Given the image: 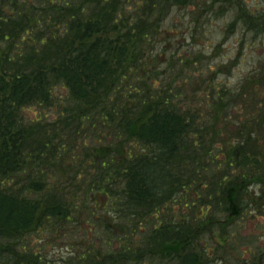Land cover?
<instances>
[{"label":"trees","instance_id":"1","mask_svg":"<svg viewBox=\"0 0 264 264\" xmlns=\"http://www.w3.org/2000/svg\"><path fill=\"white\" fill-rule=\"evenodd\" d=\"M201 2L0 0V264H58L56 241L61 264H246L264 66L189 92L197 54L172 51L185 32L164 26L190 6L200 21ZM234 12L264 36V9Z\"/></svg>","mask_w":264,"mask_h":264},{"label":"rangeland","instance_id":"2","mask_svg":"<svg viewBox=\"0 0 264 264\" xmlns=\"http://www.w3.org/2000/svg\"><path fill=\"white\" fill-rule=\"evenodd\" d=\"M208 4L207 9L201 11L200 21L191 16L196 9L190 6L183 10L173 11L164 26L168 33L170 24L178 22V30L181 29L185 32L186 40L180 41L182 48L175 46L172 51L178 54L186 51L187 54H190L192 50L193 53L197 54V58L193 60L195 61L193 62L194 67L189 63L187 71L193 73V79L198 77V85L192 83L191 87L188 88L189 92L193 89H199V82L205 77L235 87L243 82L249 74L264 66V36L255 35L248 30L238 20L234 12L235 9H239V5H242L243 8L253 14L255 12L260 13L259 11L264 9V0H210ZM176 39L175 35H170L171 41ZM174 43L177 45L176 42ZM174 66L175 71L180 70L177 64ZM210 70L212 73L208 76ZM182 75L184 74L181 72V77ZM252 82L254 83V81ZM253 92L257 93L259 98L263 95V88L260 86ZM245 103L250 105L249 101ZM40 113L42 111L38 108H32L26 113V117L33 119L38 117ZM255 113V108L251 105L244 110V114L250 117ZM261 126H264V121ZM263 133L264 127H261L259 135ZM239 224L241 226L239 230L241 239L248 240L242 244L241 250L250 252L243 258L244 261L246 264H264V212L248 217ZM65 253L66 247L62 246L60 241L50 242L45 250V255L58 264H61L60 256ZM223 253L228 256H236L235 253H230L227 249H223ZM217 259L216 264L223 262L219 260L220 257Z\"/></svg>","mask_w":264,"mask_h":264}]
</instances>
